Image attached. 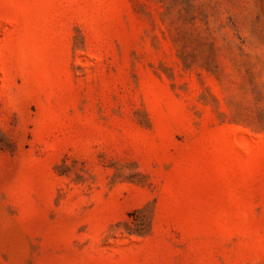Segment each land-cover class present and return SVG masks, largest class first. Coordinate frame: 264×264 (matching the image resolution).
I'll return each instance as SVG.
<instances>
[{
    "label": "rangeland",
    "instance_id": "374dc122",
    "mask_svg": "<svg viewBox=\"0 0 264 264\" xmlns=\"http://www.w3.org/2000/svg\"><path fill=\"white\" fill-rule=\"evenodd\" d=\"M0 264H264V0H0Z\"/></svg>",
    "mask_w": 264,
    "mask_h": 264
}]
</instances>
